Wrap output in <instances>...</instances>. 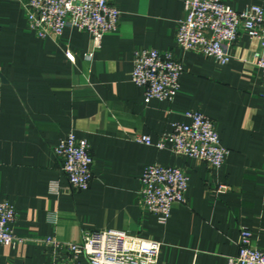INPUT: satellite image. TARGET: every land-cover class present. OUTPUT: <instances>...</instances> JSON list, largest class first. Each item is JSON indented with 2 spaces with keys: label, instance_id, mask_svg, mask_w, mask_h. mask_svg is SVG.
<instances>
[{
  "label": "crops",
  "instance_id": "obj_1",
  "mask_svg": "<svg viewBox=\"0 0 264 264\" xmlns=\"http://www.w3.org/2000/svg\"><path fill=\"white\" fill-rule=\"evenodd\" d=\"M121 12L116 33L96 47L89 33L67 29L39 38L22 0H0V196L17 213L22 243L3 247L0 264H89L86 256L47 245L80 244L86 231L117 230L162 245L158 264H228L239 254L241 230L264 250V76L257 41L240 31L221 65L183 52L177 33L186 0H107ZM237 12L264 0H221ZM171 53L184 67L173 102L145 101L132 82L134 55ZM209 117L224 165L178 156L134 141H157L186 114ZM73 133L94 159L90 188H70L54 149ZM189 178L186 203L162 225L140 201L142 176L152 165ZM53 186L56 191L53 192ZM225 187V191H221Z\"/></svg>",
  "mask_w": 264,
  "mask_h": 264
},
{
  "label": "built area",
  "instance_id": "obj_2",
  "mask_svg": "<svg viewBox=\"0 0 264 264\" xmlns=\"http://www.w3.org/2000/svg\"><path fill=\"white\" fill-rule=\"evenodd\" d=\"M27 24L39 38H60L67 29L91 35L96 47L107 35L118 32L121 12L107 0H22ZM240 31L257 41L256 66L264 76V8L249 6L237 12L221 0H186L185 17L177 33V45L183 52H197L221 65L231 61L230 50ZM183 65L171 53L141 50L134 55L132 82L144 89L145 101L157 99L173 102L181 88ZM189 124H174L171 132L157 141L148 135H136L134 141L159 150H171L221 168L229 151L221 143L213 121L199 113L186 114ZM62 160V172L71 189L82 192L90 188L94 159L86 140L71 133L54 149ZM140 201L162 225L168 223L175 205L186 203L189 178L177 168L158 164L148 167L142 176ZM53 186V192L56 191ZM225 191V187L220 188ZM17 213L0 196V250L22 243L12 228ZM254 232L243 228L239 254L228 264H264V250L254 245ZM56 250L75 256H86L89 264H158L162 245L117 230L86 231L80 244H60L45 240Z\"/></svg>",
  "mask_w": 264,
  "mask_h": 264
}]
</instances>
